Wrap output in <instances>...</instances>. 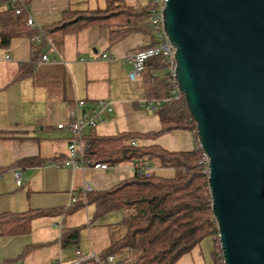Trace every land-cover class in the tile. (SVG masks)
<instances>
[{
    "label": "crops",
    "instance_id": "crops-1",
    "mask_svg": "<svg viewBox=\"0 0 264 264\" xmlns=\"http://www.w3.org/2000/svg\"><path fill=\"white\" fill-rule=\"evenodd\" d=\"M9 4V0H0V9ZM89 5L90 0H28V13L35 24L31 28L38 33L15 37L8 48H0V214L66 208L70 191H76L77 199H84L80 191L84 183L91 184L96 192L133 176L132 162L110 166L108 170L92 168L91 164L84 169H73L51 163L66 157L70 138L66 124L77 100H84L87 106L106 100L113 108L103 113L101 123L87 130L88 139L91 134L108 137L119 133L143 134L161 128L158 115L150 112L145 103L152 99L146 97L143 80L129 79L131 63L125 60L130 52L150 45L151 34L134 32L108 45L107 31L98 26L66 34L54 32L47 39L56 50L49 54L55 62L41 60L47 41L40 30L59 21L69 9H95ZM42 39L45 43L38 53L36 48ZM103 54L107 57L102 58ZM26 64L33 66L30 73L17 79L20 67ZM58 124L65 126L58 128ZM140 142L158 144L170 151L195 148V137L189 130H175ZM22 159L39 163H19ZM146 162L153 170L151 161ZM15 170H21L20 185L15 183ZM169 170L171 174L164 177L172 176L173 171ZM83 203V207L66 215L33 218L27 233H0V264H79L77 251L87 258L100 255L124 234L123 213L115 210L92 221L95 207ZM111 214L118 220L112 222ZM78 226L81 230L77 244L64 247L61 228ZM208 238L175 264L211 263L214 242Z\"/></svg>",
    "mask_w": 264,
    "mask_h": 264
},
{
    "label": "trees",
    "instance_id": "trees-1",
    "mask_svg": "<svg viewBox=\"0 0 264 264\" xmlns=\"http://www.w3.org/2000/svg\"><path fill=\"white\" fill-rule=\"evenodd\" d=\"M10 2V1H9ZM28 3V0H25ZM102 8L67 10L59 21L41 30L49 34L77 32L89 26H98L107 31L108 45L134 33H149L152 43H156L155 33L149 21L150 10L155 6L149 0H104ZM38 30L27 25V14L14 12L9 6L0 9V48L9 47L15 37H31ZM45 40L39 43L36 52L41 53ZM146 46V47H148ZM140 48L138 50L144 49ZM32 65H22L16 78L29 74ZM165 63L160 56L148 57L141 79L148 99H161L155 113L161 128L143 134L119 133L101 137L91 134V147L87 162L107 163L114 166L123 162L134 165L144 159L153 161L160 168H170L172 176L164 177L151 170L149 177L134 173L111 188L90 192L86 204H93L95 210L91 220L120 210L125 225L124 234L113 241L98 255L101 261L113 257L112 264H175L205 238H212L214 245L211 263L223 264L218 242L216 223L211 211L207 173L204 172L200 149L193 121L183 95L179 100L170 97L172 83L165 72ZM164 74L160 75V71ZM175 130H189L195 137V148L190 151H170L158 144L143 145L144 138L155 139ZM136 142L132 145L131 142ZM19 163H39L32 159H22ZM84 206L83 198L77 199L70 207L49 210H29L20 214L4 212L0 214V233L16 235L30 230V221L43 215H66ZM81 227L61 228V243L64 247L77 244ZM95 261L90 258L86 261ZM83 262L79 264H83ZM95 264H98L95 262Z\"/></svg>",
    "mask_w": 264,
    "mask_h": 264
},
{
    "label": "water",
    "instance_id": "water-1",
    "mask_svg": "<svg viewBox=\"0 0 264 264\" xmlns=\"http://www.w3.org/2000/svg\"><path fill=\"white\" fill-rule=\"evenodd\" d=\"M223 264H264V0H164Z\"/></svg>",
    "mask_w": 264,
    "mask_h": 264
},
{
    "label": "built area",
    "instance_id": "built-area-1",
    "mask_svg": "<svg viewBox=\"0 0 264 264\" xmlns=\"http://www.w3.org/2000/svg\"><path fill=\"white\" fill-rule=\"evenodd\" d=\"M11 2V7H13L16 14H20L22 11H25L27 14V25L30 27L35 26L31 16L28 13V3L25 0H9ZM155 6L150 10V23L153 27L155 33L156 43L154 45L148 46L141 50H136L130 52L126 57L129 63H131V69L128 72V77L131 81H136L141 78L142 72L144 69L145 61L148 57L151 56H160L162 57L165 63V72L170 77L172 87L170 90V97L173 100H179L182 96L181 91L177 85L175 78V47L168 40L167 35L165 34L162 26V9L164 5V0H149ZM41 36L47 41L46 52L42 54L41 60L43 62L53 63L55 59L49 57L50 53H56L53 45L48 41L47 36L40 30ZM7 57V56H6ZM107 55L103 54L102 58H106ZM161 99H152L145 101L147 108L150 112H155L158 106L162 103ZM112 105L106 100H97L92 103L90 106L86 105V102L82 99H79L75 102V106L71 112V120L66 124L69 132L70 138L67 146V154L65 159L60 161L51 162L53 165H61L66 167H71L73 169L79 168L84 169L89 166L86 156L88 155L91 147L90 139L86 138V132L89 129L95 128L99 123L103 121V113L111 112ZM64 124H58V128H63ZM132 145H136V142L132 141ZM204 155V154H203ZM204 172L208 173L207 158L204 156L202 159ZM92 168L108 170L110 165L107 163L96 162L91 164ZM134 173L138 175L149 177L151 175V169L148 167L146 160L142 159L134 167ZM21 170L14 171V180L17 185L21 184ZM81 193L84 195L83 201H86V195L90 192H93V187L89 183H84L80 189ZM70 199L67 204V207L73 205L76 198V191L73 190L69 195ZM79 254L76 263L83 262L87 259H94L98 264H112L113 257L108 256L105 261H101L95 254H92L90 257L81 256ZM55 264H62L57 262Z\"/></svg>",
    "mask_w": 264,
    "mask_h": 264
},
{
    "label": "rangeland",
    "instance_id": "rangeland-1",
    "mask_svg": "<svg viewBox=\"0 0 264 264\" xmlns=\"http://www.w3.org/2000/svg\"><path fill=\"white\" fill-rule=\"evenodd\" d=\"M140 3H143L144 2V0H138ZM130 2V1H129ZM104 5H105V2H104V0H90V7H94V8H96V7H104ZM164 74V70H161L160 71V75H163ZM68 146V145H67ZM151 163H152V165L154 166V169H153V171L156 173V174H158V175H161V176H169L170 174H171V170H169V168H160V167H158L157 165H156V163L155 162H153V161H151ZM71 192V191H70ZM109 218L112 220V222H113V220H118V217L117 216H115L114 214H111L110 216H109ZM210 239H212V238H210ZM207 241H210L209 240V238H208V240ZM207 243V242H206ZM98 257V256H97Z\"/></svg>",
    "mask_w": 264,
    "mask_h": 264
}]
</instances>
